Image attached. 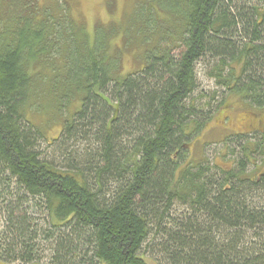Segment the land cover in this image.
Instances as JSON below:
<instances>
[{
	"label": "trees",
	"instance_id": "1",
	"mask_svg": "<svg viewBox=\"0 0 264 264\" xmlns=\"http://www.w3.org/2000/svg\"><path fill=\"white\" fill-rule=\"evenodd\" d=\"M134 13L172 47L122 76L112 30L91 41L67 1L0 0V264H149L153 246L158 264H264V171L249 166L264 131L240 137L231 169L181 163L208 121L199 64L223 102L264 110V0H139ZM47 79L62 108L82 102L54 139L29 119Z\"/></svg>",
	"mask_w": 264,
	"mask_h": 264
},
{
	"label": "rangeland",
	"instance_id": "2",
	"mask_svg": "<svg viewBox=\"0 0 264 264\" xmlns=\"http://www.w3.org/2000/svg\"><path fill=\"white\" fill-rule=\"evenodd\" d=\"M39 1L43 6L48 5L50 9L57 2L67 1L73 20L86 30L91 41L95 38L96 27L100 26L104 32L112 30L108 51L111 55V62L116 66L119 65V73L122 76L142 71L146 64V57L155 50L156 46L161 45V47L168 49L172 47L170 41H161L157 31H154L157 25L152 20L147 23L145 17L139 16L140 20L136 21V14L132 15V13L134 10L137 11L139 0ZM143 12L145 13V11ZM164 16L168 20L167 15ZM161 24L166 26L163 21L159 23L158 27L162 26ZM180 51H176L177 54ZM208 66L204 63L197 66L200 86L193 97L198 113H201L202 118H207V125L195 134L189 154L185 155V159L181 163L185 166L206 160L210 161L211 164L231 169L235 164L234 161L241 157L238 154L242 148L237 143L242 144L246 139L260 137V133L247 135L244 132L251 133L253 130L259 132L263 129L264 110H251L242 101L232 96L223 102L226 98L225 90L219 88L216 80L210 77L211 70ZM48 80L50 79L44 80L43 88L46 90L44 101L40 106L34 107L29 119L45 134L47 139H54L61 134L64 121L72 120L73 116L82 109V102L77 97L66 108H62L61 98L58 95L53 97L50 87H45ZM250 114H253L257 119L248 118L247 116ZM253 116L251 115V117ZM251 124L253 128L248 130L247 126ZM242 136H247V138H242L243 141L240 138ZM255 139L258 140L259 138ZM48 144L47 141L42 143V151L47 150ZM83 147L81 146V148ZM251 148L252 152L256 149L253 146ZM234 151L236 153L232 156ZM256 153L250 157L249 166L252 176H254V172L259 174V172L264 171V155H260L258 151ZM174 213L177 217L185 214L183 209H176ZM0 215H2L1 211ZM1 223L2 221H0V227ZM153 247L146 251L145 258L149 264H158L160 256L153 252ZM40 264L49 263L43 259Z\"/></svg>",
	"mask_w": 264,
	"mask_h": 264
},
{
	"label": "flooded vegetation",
	"instance_id": "3",
	"mask_svg": "<svg viewBox=\"0 0 264 264\" xmlns=\"http://www.w3.org/2000/svg\"><path fill=\"white\" fill-rule=\"evenodd\" d=\"M251 115L253 116V114H250L249 116H247L248 118H252V119H257L255 116H253V117H251ZM255 117V118H254ZM254 121V120H253ZM263 129L261 130V131H263L264 130V124H263ZM250 128H253V125L251 124V125H248L247 126V129L248 130H250ZM255 130H253L251 133H248V132H244L245 134H247V135H250V134H254L253 132H254ZM242 134V133H241ZM244 135V134H243Z\"/></svg>",
	"mask_w": 264,
	"mask_h": 264
}]
</instances>
